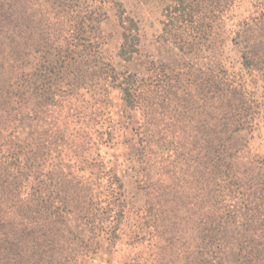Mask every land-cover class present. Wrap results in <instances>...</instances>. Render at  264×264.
<instances>
[{"label": "rangeland", "instance_id": "obj_1", "mask_svg": "<svg viewBox=\"0 0 264 264\" xmlns=\"http://www.w3.org/2000/svg\"><path fill=\"white\" fill-rule=\"evenodd\" d=\"M169 1L83 0L78 7L84 13L97 10L102 16L103 70L110 63L116 72L138 73L155 83L158 97L152 125L140 110L128 107L119 88L112 90L102 115L89 125L76 124L70 115L65 118L70 102L57 108L49 104L45 123L27 115L26 109L13 111L18 120L8 125L17 126L13 137L19 142L44 143L55 135L68 144L85 143L92 148L85 158L74 156L71 162H82L63 172L48 161L42 178L48 194L45 205L51 207L48 213H57V207L63 206L61 195L56 200L50 196L56 189L49 186L53 177L65 182L84 176L89 178L93 212L104 216L103 223L91 230L77 212L63 211L66 223L61 224H66L69 234L45 218L39 249L35 248L38 235L29 236L34 241L26 258L31 255L32 262L40 258V264H246L251 257V264H264V244H260L264 243V0H219L227 5L212 19V33L203 41L209 47L204 52L209 58L188 57L179 49L181 38L167 35L170 26L165 25L164 8ZM39 2L40 7L33 0L31 9L38 20L52 9L51 3ZM124 11V16L134 17L140 26V51L130 60L119 55L124 41L119 15ZM56 22L53 19L44 25L67 32L72 23ZM174 23V33L187 35L185 24L180 28V22ZM6 53L10 55V50ZM189 61L225 68L243 94L237 101V117L244 125L225 143L227 161L234 163L238 176L239 185L232 188L230 178L225 182L221 175L214 178L207 173L198 179L193 173L196 163L187 154V125L190 130L200 128L204 119L193 111L187 119V97L167 92L169 86H175V94L187 85ZM28 62L24 71L32 75L37 60L30 57ZM167 76H175L179 83L175 85ZM92 111L88 117L94 116ZM219 123V119L210 120L211 126ZM62 148L67 150L66 145ZM215 180L218 186L212 183ZM202 236L209 250L204 257L194 248Z\"/></svg>", "mask_w": 264, "mask_h": 264}, {"label": "trees", "instance_id": "obj_2", "mask_svg": "<svg viewBox=\"0 0 264 264\" xmlns=\"http://www.w3.org/2000/svg\"><path fill=\"white\" fill-rule=\"evenodd\" d=\"M32 1L0 0V264H40V258L32 262L33 258L31 255L26 258V253L31 251L29 244L34 241L29 239L31 234L38 235L35 248H40L38 240L44 234L45 218L49 217L55 226L60 224L68 234L71 231L66 224H61L66 223L63 211L77 212L91 230L97 227V223H103L104 218L103 213L99 216L93 212L92 194L87 189L90 188L89 178L83 179L84 176L69 178L65 182L56 181L53 177L49 186L56 189L50 196L56 200L61 195L63 206L57 207V213H48L51 207L45 205L48 194L42 179L48 161L53 169L61 168L62 171L82 162L77 159L75 163L71 161L74 156L85 158V153L91 154L92 148L85 143L68 144L64 137L55 135L44 143L37 140L19 142L13 137L16 125H8L18 120V114L13 111L26 109L27 115L45 123L49 104L57 108L62 102H70L65 118L70 115L76 124L89 125L102 115L112 90L119 88L128 107L140 110L147 123L152 125L158 97L155 83L147 82L148 78L138 73L116 72L110 63H106L107 68L103 70L102 16L97 10L84 13L82 8H78L85 3L83 0H44L52 4V9L38 20V15L31 12ZM36 4L41 5L39 0ZM226 5L219 0H170L164 8L165 25L170 26L166 33L175 40L181 38L179 49L188 57H206L204 52L209 47L205 48L203 41L209 40L212 19ZM124 14L125 11L119 15L124 28L119 55L130 60L140 51V26L134 17ZM53 19L57 20L55 24L72 23H69L67 32H55L50 25H44L52 23ZM177 21L181 23L180 28L185 24L187 35L174 33L177 27L174 22ZM62 41L65 43L61 44ZM9 50L10 55L6 53ZM245 54L247 57L248 52ZM252 55L256 58L257 52L253 50ZM30 57L37 60V69L32 75L24 71ZM178 74L182 75V72ZM186 75L184 88L179 87L174 94L175 86H169L167 92L171 91L172 95L180 92L187 97V119L192 111L204 119L200 128L190 130L187 125V154L192 155V161L196 163L193 173L198 179L207 173L214 178L221 175L225 182L230 178L229 187L239 185L234 163L227 161L225 151L226 141L244 125L237 117V101L243 97L239 84L230 79L225 68L215 67L206 61L197 65L187 62ZM166 78L175 85L179 83L175 76ZM87 80L91 82L87 84ZM166 84L170 85L169 82ZM14 102L18 105H13ZM90 110L94 116L88 117ZM214 118L220 123L211 126L210 120ZM194 131L197 134H193ZM64 145L67 150L62 148ZM53 152L57 155L51 157ZM212 183L218 186L216 180ZM201 225L204 223L198 227L199 231ZM205 241L203 236L198 237L194 245L202 257L209 253ZM189 244L192 243L187 240V247ZM250 260L251 257L246 264H251ZM203 264H209V261Z\"/></svg>", "mask_w": 264, "mask_h": 264}]
</instances>
